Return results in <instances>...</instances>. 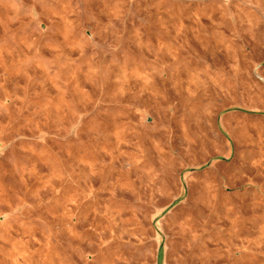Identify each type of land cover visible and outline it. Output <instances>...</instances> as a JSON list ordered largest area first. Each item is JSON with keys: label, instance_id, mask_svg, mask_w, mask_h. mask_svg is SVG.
<instances>
[{"label": "rangeland", "instance_id": "rangeland-1", "mask_svg": "<svg viewBox=\"0 0 264 264\" xmlns=\"http://www.w3.org/2000/svg\"><path fill=\"white\" fill-rule=\"evenodd\" d=\"M0 264H264V0H0Z\"/></svg>", "mask_w": 264, "mask_h": 264}]
</instances>
